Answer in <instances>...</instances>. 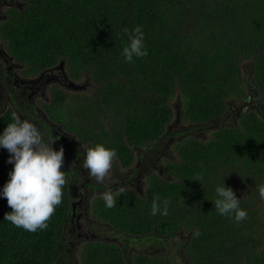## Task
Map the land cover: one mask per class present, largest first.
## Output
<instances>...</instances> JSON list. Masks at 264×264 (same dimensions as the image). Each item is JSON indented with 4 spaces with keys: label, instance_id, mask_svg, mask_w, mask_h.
I'll list each match as a JSON object with an SVG mask.
<instances>
[{
    "label": "trees",
    "instance_id": "trees-1",
    "mask_svg": "<svg viewBox=\"0 0 264 264\" xmlns=\"http://www.w3.org/2000/svg\"><path fill=\"white\" fill-rule=\"evenodd\" d=\"M20 1L24 9L11 11L1 30L9 52L34 72L64 62L70 79L88 81L86 92L53 91L46 111L57 125L91 147L114 149V163L124 168L134 164L136 149L170 135L177 102L193 128L171 146L164 175L147 177L144 196L127 189L111 209L101 196L93 213L125 235L155 229L154 241L177 239L180 264H264V200L257 190L264 184V0ZM138 25L148 55L127 63L123 30ZM246 67L262 108L248 109L235 124L217 123L249 93ZM12 122L11 113L0 118V135ZM8 160L0 157V193L14 168ZM223 184L246 220L215 210V189ZM155 196L171 201L167 216L150 214ZM11 211L0 195V264H57L69 182L46 230L14 227L4 220ZM162 252L127 258L117 244L97 241L79 255L80 264H174Z\"/></svg>",
    "mask_w": 264,
    "mask_h": 264
},
{
    "label": "flooded vegetation",
    "instance_id": "flooded-vegetation-1",
    "mask_svg": "<svg viewBox=\"0 0 264 264\" xmlns=\"http://www.w3.org/2000/svg\"><path fill=\"white\" fill-rule=\"evenodd\" d=\"M24 6L25 2L20 0H0V118L6 114L11 113L13 115L15 113L21 120H28L35 124L42 131L46 140L51 137L54 141L52 145L54 150L59 151L61 147L64 149V161L61 171L66 173V179L69 182L70 214L65 225V232L60 239L62 244L57 252L56 260L61 252L68 258L69 262L75 263L78 260L77 264H80L81 247L84 244L97 241L117 244L127 258L139 252H147L151 255L161 251H164L162 253L166 255L168 254V257L176 251L175 256L178 258V244L177 246L172 245V248L169 249L166 247L174 239L154 241L155 229L144 236L125 235L110 223L102 221L97 212L93 213V208L95 199L101 197L102 193L108 189H111L112 192H117L120 188H124V191L131 189L135 193L144 196L145 189L148 186L147 177L155 171L159 172L160 175H164L162 162L169 156L171 146L180 140L182 134L187 132L188 127L184 129L183 124H173L172 129L168 132L170 135L166 139L152 146L135 150L136 160L131 167L124 168L120 167L118 163H114V172L108 183L100 185L94 182L92 184L90 182L92 179L89 176L84 177L87 171L81 167L86 150L91 146L66 131L63 125H57L46 111V106L53 100V91L56 88L65 92H86L88 86L84 90L76 91L69 89L68 84L70 82L84 84L87 80L78 82L70 79L64 62L34 72L9 52L1 37L3 24L9 18L10 12L16 9L22 11ZM248 68L246 67L245 72L249 93L240 103L230 105L227 113L216 120L217 123L226 120V123L235 124L247 107V109L262 108L260 105L262 96L253 91V81L250 80L252 73ZM209 128L213 130L216 126L210 125ZM173 129L175 130L173 131ZM200 132L205 134L204 129H201ZM4 150L6 149L0 152V157H4L1 155ZM149 155H151V159L146 163V157ZM4 158L9 159L10 156ZM140 163H144L146 166L143 167ZM99 224L112 229L121 237L100 238L98 234H94V227L97 228ZM120 241H142L140 245H142L143 250L134 252L131 245L126 243L123 245ZM65 242H68L73 248L80 244L77 260L75 255L72 254V250L66 253L65 249L62 248ZM155 243L158 245H155ZM163 244L164 246H161ZM172 257L171 260H173Z\"/></svg>",
    "mask_w": 264,
    "mask_h": 264
},
{
    "label": "clouds",
    "instance_id": "clouds-1",
    "mask_svg": "<svg viewBox=\"0 0 264 264\" xmlns=\"http://www.w3.org/2000/svg\"><path fill=\"white\" fill-rule=\"evenodd\" d=\"M123 31L128 36V42L122 51L125 62H133L134 57H146L148 53L143 42L144 33L141 26H136L131 32L127 28ZM12 120L13 122L9 123L0 135V148L8 151L10 154L8 163L14 164L13 170L9 173L10 179L0 193L12 209L10 213L4 215V220L16 228L36 233L48 228V221L62 203L63 188L67 183L66 173L61 171L64 149L61 147L59 151L54 150L53 139L48 137L46 140L42 131L28 120H21L15 113ZM180 125L188 127L186 131L193 129L183 121ZM171 129L168 128L167 133ZM116 159L117 152L114 149L96 144L86 150L81 167L97 184H106L111 179L110 173ZM202 179V175H197L194 181L201 182ZM257 190L259 198L264 200V184L258 185ZM123 192L124 188L117 192H112L111 189L103 192L105 206L109 209L115 207L117 197ZM215 194L214 208L221 216L233 218L236 223L247 219V211L241 208L240 200L236 198L231 188L225 187L224 184L217 186ZM170 203L168 199L161 202L160 197L155 196L150 214L155 216L159 213L167 216Z\"/></svg>",
    "mask_w": 264,
    "mask_h": 264
},
{
    "label": "rangeland",
    "instance_id": "rangeland-1",
    "mask_svg": "<svg viewBox=\"0 0 264 264\" xmlns=\"http://www.w3.org/2000/svg\"><path fill=\"white\" fill-rule=\"evenodd\" d=\"M184 129L186 128V127H183ZM175 129H173V131H174ZM211 131H212V129H211ZM1 155L2 156H4V157H6V156H10V154L8 153V151L7 150H4L2 153H1ZM154 157H156V155H154ZM150 159H151V155H149V156H147L146 157V163H148L149 161H150ZM140 165L141 166H143V167H145L146 165L144 164V163H140ZM113 172H114V168H113V170H112V172L110 173V177H111V175L113 174ZM88 173L86 172V175L84 176V177H87L88 175H87ZM92 184H94V180H92V181H90ZM100 185H103V184H100ZM94 234H98L99 235V237L100 238H112V237H121V235H119V234H117V233H115L112 229H110V228H107L105 225H103V224H99V225H97V228H95L94 227ZM97 236V235H96ZM119 242V241H118ZM121 243H123V245H125V243L126 244H129V245H131L133 248V250H134V252H137V250H139V251H142L143 249V247H142V245H140L141 244V242L142 241H137V242H133V241H120ZM179 241L177 240V239H175V240H173V241H170L167 245H166V247L167 248H172L171 246L172 245H175V246H177V244L179 245V243H178ZM140 245V247L138 248V246ZM80 246V244H77L74 248L72 247V245H70L68 242H65L64 243V245H63V247L62 248H64L65 249V252L66 253H69V251H71L72 250V254H74L75 255V258H76V260H77V256H78V247ZM175 254H177L176 253V251L175 252H173L171 255H170V259H171V256H173L172 257V261L174 262V264H180V258H179V256H177L178 258H176V256H175ZM77 262H78V260H77ZM77 262H75V263H71V262H69L68 261V258L66 257V256H64V254L63 253H59V256H58V259H57V264H77Z\"/></svg>",
    "mask_w": 264,
    "mask_h": 264
},
{
    "label": "water",
    "instance_id": "water-1",
    "mask_svg": "<svg viewBox=\"0 0 264 264\" xmlns=\"http://www.w3.org/2000/svg\"><path fill=\"white\" fill-rule=\"evenodd\" d=\"M87 86H88V81L86 83H84V84H78V83H75V82H70L68 84V88L69 89L76 90V91L84 90V89H86ZM247 108H246V111L248 110ZM174 110H175L174 124L175 125H180L182 123V109H181V106H180L179 102H177L175 104ZM246 111H243L242 114H244ZM261 113H263V112H261ZM171 128L172 127L170 126L169 129H171Z\"/></svg>",
    "mask_w": 264,
    "mask_h": 264
}]
</instances>
